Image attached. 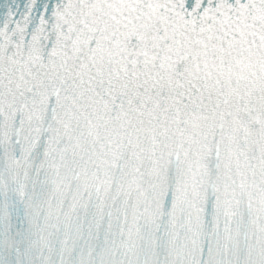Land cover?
<instances>
[{
    "label": "snow or ice",
    "instance_id": "6c2138e0",
    "mask_svg": "<svg viewBox=\"0 0 264 264\" xmlns=\"http://www.w3.org/2000/svg\"><path fill=\"white\" fill-rule=\"evenodd\" d=\"M0 264H264V0H0Z\"/></svg>",
    "mask_w": 264,
    "mask_h": 264
}]
</instances>
